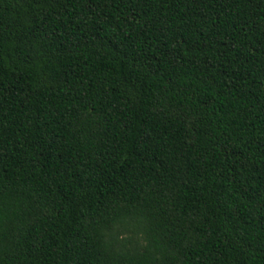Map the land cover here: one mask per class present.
Returning <instances> with one entry per match:
<instances>
[{
  "label": "trees",
  "instance_id": "trees-1",
  "mask_svg": "<svg viewBox=\"0 0 264 264\" xmlns=\"http://www.w3.org/2000/svg\"><path fill=\"white\" fill-rule=\"evenodd\" d=\"M0 264H264V0H0Z\"/></svg>",
  "mask_w": 264,
  "mask_h": 264
}]
</instances>
